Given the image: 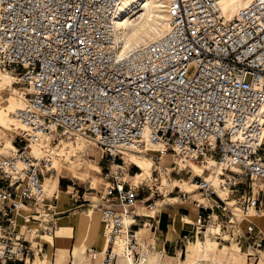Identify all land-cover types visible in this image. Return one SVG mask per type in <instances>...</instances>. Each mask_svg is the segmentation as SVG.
<instances>
[{
	"label": "built area",
	"instance_id": "built-area-1",
	"mask_svg": "<svg viewBox=\"0 0 264 264\" xmlns=\"http://www.w3.org/2000/svg\"><path fill=\"white\" fill-rule=\"evenodd\" d=\"M122 1L0 0V70L22 85L24 99L13 112L23 129L0 158V264L46 256L41 236L58 227L43 189L55 171L52 146L79 139L107 163L101 190L82 191L99 194L107 238L100 264H114L117 240L132 264L146 260L160 222L162 200L147 198L145 214L138 211L125 151L147 153L153 165L163 152L173 168L207 165L193 182L206 202L195 201L193 221H180L204 228L229 221L250 255L264 253V234L248 216L264 215V189L253 191L264 182V0L230 17L216 0H164L167 31L127 52L114 34Z\"/></svg>",
	"mask_w": 264,
	"mask_h": 264
},
{
	"label": "rangeland",
	"instance_id": "rangeland-1",
	"mask_svg": "<svg viewBox=\"0 0 264 264\" xmlns=\"http://www.w3.org/2000/svg\"><path fill=\"white\" fill-rule=\"evenodd\" d=\"M0 85V109H6L7 107L15 108L19 103L17 99L18 93L20 91H23V89L21 88L22 85L20 83H17V80L16 78H14V76L3 72L0 73ZM7 121L12 130L3 129L0 125V158L2 156L8 155L11 152V149L15 148V135L16 133L21 132L19 126L13 122L11 113H7ZM91 144L93 143H90L88 144V146H86L85 144H82L80 142L77 144H70L69 147L67 146L66 148L61 149L60 147L62 146H58L53 150L56 151V153H64L63 155H60V157H58L57 155L53 156V163H56V165L53 167L55 171L51 172L49 176H44L43 187L47 196H51V194L46 192L47 189H50L53 183H55L56 181L58 188L59 178L60 180L68 182L69 178L72 177L73 180L79 184V186L77 187L79 193H82L83 186L88 187L89 185H91L90 181H92L95 186H98L100 183L105 182L101 168L106 166L107 163L104 159H101V151ZM36 148L37 146H34L33 150L35 151ZM36 152H38L37 156H40V151L36 150ZM147 155V153L144 154V156L147 157L146 160H144L143 158L141 159L146 163L150 162V164L147 163L148 171L145 172L143 177L137 180V182H134L132 178L130 179L131 184L133 183L139 186V199L141 201H139L138 203V211L140 212V214H145L146 212V208H144V205H146L147 201L145 200H148L147 198H153V200H158L157 202H161L162 200V207L169 208L172 211L176 212L175 223L180 221L179 219L181 217L184 220H186L185 218H187L190 221H193L196 214L195 201L205 204L206 200L204 199L203 195L198 192L196 187H192L191 184H194L193 182L196 178V175H207L208 172L205 171L204 166H200L194 163L196 165L195 169L202 170L200 172H196L193 168H189L186 165L185 167H183L182 165L176 164L173 168V164H169V162L173 161V157H163L162 160L160 159L161 163L159 165H153L152 161ZM129 156L130 155H124L123 157L128 168H134L135 172H140V169L129 160ZM132 156L138 158L134 155ZM156 166L159 167L157 168ZM154 170H159L160 176H158ZM131 175L133 174L131 173ZM46 178L49 179V185L47 184ZM85 178L87 179L85 180ZM155 178L157 179L155 180ZM263 184L264 182L261 181L255 182L253 184V187H255V185L261 187ZM157 186L158 188H156ZM65 189L67 190V188ZM98 190H101V188ZM73 191L75 192V190ZM92 193L95 194V191H92ZM96 195L99 197V194L96 193ZM174 197L175 199H173ZM68 202H71V200H69ZM89 208H87L88 210L85 212H76L75 214H73V221L69 222L67 217H64V220L70 223L75 228L78 224L79 217L81 216L85 218L87 224L89 225H92L93 219H96L100 222L98 212L92 210L91 207ZM251 215L254 214L252 213ZM249 218L255 219V223L257 224L258 218L262 217H256L254 215V217L251 216ZM100 224L102 223L100 222ZM182 226L183 228L180 237L175 241L174 238L171 239L170 237H168V241H166L164 244L160 239L161 235L158 233V228V231L154 237L155 242L151 257L156 258V256L159 255L161 264H183L187 261L189 256L194 255V257L197 258L198 256L202 255V253H204L203 251H205L207 256L212 260H196L194 264H242L243 262L244 264H258V262L261 260V257H264L263 253H259L256 258H254L253 255L249 254L250 251L247 250V245L244 244L243 241L244 237H242L236 231V228L234 226H230L229 221L220 223V221H218L217 219L213 221L210 226H207L205 228L200 227L199 223H196L194 227L192 224L186 223L182 224ZM261 228L264 231V228ZM183 235H185V237H183ZM104 236L107 240L103 229L102 237H100L99 239H97L96 237L92 238L90 236H87V238L89 239L85 238L83 240L80 246H82V249L83 247H87L86 250L83 249L84 260L88 258V248H95V250L100 249L99 245L102 243V239ZM206 236L209 238L211 245L204 248L203 243H205ZM71 239L72 244L70 245L72 246L73 241H75V232L74 236ZM60 240H67L66 235L61 234ZM142 240L141 244H145L146 240L144 237H142ZM53 242L55 243V236L53 238ZM120 243L121 241L114 244L113 251L114 253L117 252L120 256L124 257L125 255H127V253H125V251L123 250V245H121ZM48 256L50 257L49 253ZM31 264H38V261H35ZM114 264L127 263L121 260L118 263L115 262Z\"/></svg>",
	"mask_w": 264,
	"mask_h": 264
},
{
	"label": "bare ground",
	"instance_id": "bare-ground-1",
	"mask_svg": "<svg viewBox=\"0 0 264 264\" xmlns=\"http://www.w3.org/2000/svg\"><path fill=\"white\" fill-rule=\"evenodd\" d=\"M248 1L250 0H216L219 6V9L221 10V13L225 17L232 16L235 11L243 7ZM167 29H168V22H167V13H166L164 0L163 1L162 0H123L121 4L119 5L116 11V14H115L114 34L119 43V50L121 52H125V51L127 52L138 46L145 45L149 43L150 41L156 39L157 37L161 36L162 34H164L167 31ZM1 72L6 73L4 71H0V73ZM17 99L19 103L17 104L15 108L7 107L6 109L4 108L0 109V125L3 129L12 130V128L7 123L8 122L7 113L9 114L11 113V118L13 122L19 126L20 130L23 129V127L14 119V116H13V112L15 111V109L19 107L23 103V100H24L23 93L21 91L18 93ZM80 142L88 146V143L82 139L77 140L75 143H66L65 141H63L61 144H58L57 146L52 147V153L54 154L53 156L57 155L58 157H60V155H63L64 152L56 153V151H53L58 146H62L60 147L61 149V148H66L67 146L69 147L70 144H77ZM91 145H94L96 148L99 149V147H97L95 144H91ZM36 150H39L38 147L36 148ZM36 150L35 151L33 150V153L35 155L38 154ZM144 154L145 153L140 152V151H125L124 152L125 156L130 155L129 160L140 169V172L136 173L132 177V180L134 182H137V180L143 177L145 172L148 171L147 163L150 164V162L146 163L144 161L147 159V157L144 156ZM132 155L138 158H135ZM163 157L171 158L173 156L169 152H163L160 156V159L162 160ZM141 158H143L144 160H142ZM185 163H187L186 164L187 167L193 168L196 172L202 171V170L195 169L196 165L194 164V162L191 163V161H185ZM211 164L212 162L209 161L208 166ZM55 165L56 163L54 162L53 167ZM206 167L207 165L204 166V168ZM86 179L87 178H85V180ZM46 181H47V184L49 185V179L46 178ZM90 184H91L90 185L91 188L100 189L103 183H100L98 186H95V184L92 181H90ZM191 186L196 187L194 184H191ZM258 188L259 186L255 185L254 192H256ZM261 188L264 189V184L261 186ZM219 193L223 195L224 191L219 189ZM252 213L255 215V213L251 211L248 213V216L254 217V215H251ZM58 229H59V226L55 230L54 236L56 232L58 231ZM102 232H103V226L102 224H100L98 220L93 219L92 225H89L87 224V221L85 220V218L81 217L78 221L77 228L75 231V241H74V246L71 249V253H70V256H71L70 263L71 264H83L84 251L82 249V246H80L81 243L83 242L85 238H87V236L88 237L90 236L92 238L96 237L97 239H99L100 237H102ZM54 236L42 235L41 238L52 245ZM117 242H119V240H117L115 243ZM120 244L123 245L122 241ZM203 244H204L203 246L204 248L209 247L211 245L210 240L207 236H206L205 243ZM99 246H100V249L96 250L97 257L93 258L87 255L88 260L90 261L94 260L92 264H100V256L102 252L105 250V248L107 247V240L105 239V236L103 237L102 243ZM142 246L145 247V244L142 243ZM89 249H92V248H89ZM203 252L204 253H202V255L198 256L197 258H195L194 255L189 256L187 261L183 264H194L196 260L211 259L210 257L207 256L205 251ZM260 253H263V252H260ZM114 254H115L114 263L115 262L118 263L119 261L123 260L127 264H132V259L130 257L131 255L129 253H127V255H125L124 257L120 256L117 252H115ZM151 256H152V250L149 252L146 260L138 262L137 264H161L159 255H157L156 258L151 257ZM49 259H50L49 256H46L44 258H36L29 264L34 263L35 261H38V264H53ZM179 264H182V263H179ZM242 264H244V262ZM258 264H264V257H261V260L258 262Z\"/></svg>",
	"mask_w": 264,
	"mask_h": 264
},
{
	"label": "crops",
	"instance_id": "crops-1",
	"mask_svg": "<svg viewBox=\"0 0 264 264\" xmlns=\"http://www.w3.org/2000/svg\"><path fill=\"white\" fill-rule=\"evenodd\" d=\"M131 173H132V171H131ZM49 175L50 174H48L47 176H49ZM62 177H65V176H62ZM72 181H74L72 177L69 178L68 182L60 180V178H59L58 188H57V181H56L55 183H53L51 188L50 189L48 188L46 191L47 193L51 194V196H47V194H46L48 203H50L52 209L58 213L57 225L59 226V229L55 235V243L53 242V244L51 245L48 242H46L45 240L41 239L39 241V246L42 250L45 251L46 256H48V253L50 254L51 262L53 264H71L70 263L71 262L70 253H71V249L74 246V241H73L72 246L70 244H72L71 238L74 236V232L76 231L77 225H76V228L73 227L70 223H68L67 221L64 220V217H67L69 222L73 221L72 220V219H74L73 214H75L76 212H85L88 210L87 208H89V207H91L92 210H95V212H97V208L95 206H96L97 202L100 201L99 197L96 195V193L95 194H93L92 192L91 193H84V194L79 193V190L77 189L79 184L74 181L76 183V185L72 186L71 185ZM257 182H260V181H257ZM261 182H263V181H261ZM65 188H67V190ZM69 188H70V190H69ZM259 188L262 189L261 187H259ZM73 190H75V192ZM68 191H69V193H68ZM253 191H254V187H253ZM54 197H55V199H54ZM258 197L264 203V194L259 193ZM173 199H175V197ZM69 200H71V202H68ZM87 202H89V203H87ZM175 213L176 212L172 211L169 208H164V207L161 208L160 222L158 225V228H159L158 233L161 235L160 239H161L163 244H164V241L166 239L168 241V237H170L171 239L174 238V241H175L177 238L180 237V234L182 232L183 226H182V223H180L181 221L177 220L178 222L175 223V219H176ZM81 217H79V219ZM261 217L262 218H258L256 225L259 228L260 233L264 234V231L261 228V227L264 228V220H263L264 215ZM61 219H62V221H61ZM185 219L187 222H191L189 219H187V218H185ZM18 222L23 223L22 218L19 217ZM28 225L32 226V227H38V230H40V231L42 229V227L39 226V224L35 221L29 222ZM61 234H65L67 240H64V241L60 240ZM52 236H54V234ZM86 248L87 247H85L83 249L86 250ZM46 256H44V257H46ZM44 257H37V258H44ZM93 261L94 260H91V261L88 260V258L85 260L83 259V264H85V263L92 264ZM30 262H32V261L28 260L25 262V264H29ZM7 264H11V263H7ZM16 264H22V262H17Z\"/></svg>",
	"mask_w": 264,
	"mask_h": 264
},
{
	"label": "trees",
	"instance_id": "trees-1",
	"mask_svg": "<svg viewBox=\"0 0 264 264\" xmlns=\"http://www.w3.org/2000/svg\"><path fill=\"white\" fill-rule=\"evenodd\" d=\"M131 171H132V173H134L135 172L134 168H132Z\"/></svg>",
	"mask_w": 264,
	"mask_h": 264
}]
</instances>
